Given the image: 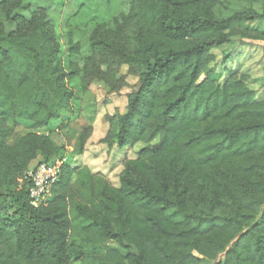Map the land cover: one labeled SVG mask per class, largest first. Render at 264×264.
I'll return each mask as SVG.
<instances>
[{"label": "trees", "instance_id": "trees-1", "mask_svg": "<svg viewBox=\"0 0 264 264\" xmlns=\"http://www.w3.org/2000/svg\"><path fill=\"white\" fill-rule=\"evenodd\" d=\"M215 1L72 0L57 33L46 8L0 0V264H264V184L221 199V212L187 196L191 182L215 196L205 180L224 168L264 181V100L238 70L223 83L202 78L227 32L264 10L223 20L175 12ZM154 5L159 16L147 18ZM124 65L140 85L114 136L146 146L124 160L119 186L63 162L48 199L33 205L28 173L55 161L61 112L79 102L86 78ZM92 134L91 125L80 132L78 155Z\"/></svg>", "mask_w": 264, "mask_h": 264}, {"label": "rangeland", "instance_id": "rangeland-1", "mask_svg": "<svg viewBox=\"0 0 264 264\" xmlns=\"http://www.w3.org/2000/svg\"><path fill=\"white\" fill-rule=\"evenodd\" d=\"M23 3L33 9L46 8L54 21L57 33L62 31L64 20L74 14L72 0H23ZM155 7L157 6L147 10V18L159 16ZM175 10L176 13L197 12L208 18L223 20L239 14H262L264 0H217L210 5L191 2L177 6ZM4 19L0 13V20ZM139 28L137 22L128 30L127 47L131 52L135 50V35ZM227 34L229 42L213 49L215 59L209 64L202 78L208 76L223 83L231 71L238 70L245 85L255 91V97L264 100V18L237 23ZM103 71L97 78L85 79L86 92L78 103H74L72 111L61 112L64 124H59L51 136L59 147L55 161L87 165L93 172L104 173L113 184L119 186L124 160L135 158L137 152L146 144L121 147L114 136L117 124L113 121H116L120 114L127 112L128 95L139 88L140 82L139 76L128 65L119 70L103 67ZM88 125L93 127V134L88 140L85 152L78 155L80 132ZM30 130L31 124H27L26 127L21 126L15 131L26 133ZM256 160L259 163L264 162V157ZM223 172L218 175L211 173L205 180L209 189H219L215 196L204 195L203 191L191 182L192 189L188 192V199L197 207L221 212L225 207L221 199L248 196L264 184L259 174L242 177L232 168H224ZM199 180L203 181L202 178ZM180 185L184 188L183 184Z\"/></svg>", "mask_w": 264, "mask_h": 264}, {"label": "built area", "instance_id": "built-area-1", "mask_svg": "<svg viewBox=\"0 0 264 264\" xmlns=\"http://www.w3.org/2000/svg\"><path fill=\"white\" fill-rule=\"evenodd\" d=\"M61 161L56 160L53 163H42L36 170L29 171L28 177L32 181L30 188V197L35 206L46 201L50 196V186L60 177Z\"/></svg>", "mask_w": 264, "mask_h": 264}]
</instances>
